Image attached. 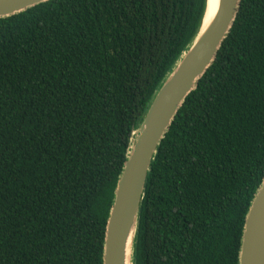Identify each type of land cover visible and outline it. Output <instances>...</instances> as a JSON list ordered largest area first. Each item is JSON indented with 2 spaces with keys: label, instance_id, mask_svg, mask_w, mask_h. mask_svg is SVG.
Masks as SVG:
<instances>
[{
  "label": "trees",
  "instance_id": "16d2710c",
  "mask_svg": "<svg viewBox=\"0 0 264 264\" xmlns=\"http://www.w3.org/2000/svg\"><path fill=\"white\" fill-rule=\"evenodd\" d=\"M207 0H48L0 18V264H103L136 130ZM264 178V0H240L162 139L133 264H238Z\"/></svg>",
  "mask_w": 264,
  "mask_h": 264
},
{
  "label": "water",
  "instance_id": "95a60500",
  "mask_svg": "<svg viewBox=\"0 0 264 264\" xmlns=\"http://www.w3.org/2000/svg\"><path fill=\"white\" fill-rule=\"evenodd\" d=\"M46 1L0 0V18ZM209 1L199 32L168 73L143 120L132 132L105 226L103 264H133L140 206L157 149L233 26L240 0H216L215 10L208 18ZM238 264H264V178L245 217Z\"/></svg>",
  "mask_w": 264,
  "mask_h": 264
},
{
  "label": "bare ground",
  "instance_id": "6f19581e",
  "mask_svg": "<svg viewBox=\"0 0 264 264\" xmlns=\"http://www.w3.org/2000/svg\"><path fill=\"white\" fill-rule=\"evenodd\" d=\"M216 7V0H210L209 1V13H208V18L211 17V15L213 14L214 10Z\"/></svg>",
  "mask_w": 264,
  "mask_h": 264
}]
</instances>
